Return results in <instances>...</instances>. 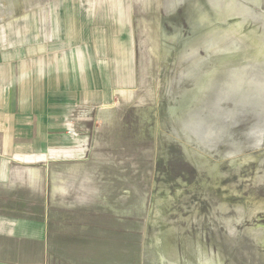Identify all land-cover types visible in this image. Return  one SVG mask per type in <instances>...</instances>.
<instances>
[{
	"label": "rangeland",
	"instance_id": "obj_1",
	"mask_svg": "<svg viewBox=\"0 0 264 264\" xmlns=\"http://www.w3.org/2000/svg\"><path fill=\"white\" fill-rule=\"evenodd\" d=\"M73 83L97 103L59 106ZM44 103L52 137L41 121L18 143L35 149L18 208L46 264H264V177L226 171L172 122L126 5L65 0L0 25V113Z\"/></svg>",
	"mask_w": 264,
	"mask_h": 264
},
{
	"label": "water",
	"instance_id": "obj_2",
	"mask_svg": "<svg viewBox=\"0 0 264 264\" xmlns=\"http://www.w3.org/2000/svg\"><path fill=\"white\" fill-rule=\"evenodd\" d=\"M65 0H0L13 13ZM126 5L172 122L226 171L264 177V0Z\"/></svg>",
	"mask_w": 264,
	"mask_h": 264
},
{
	"label": "crops",
	"instance_id": "obj_3",
	"mask_svg": "<svg viewBox=\"0 0 264 264\" xmlns=\"http://www.w3.org/2000/svg\"><path fill=\"white\" fill-rule=\"evenodd\" d=\"M70 87L76 96L61 100L62 104L60 103L59 106L65 107V110L67 107L97 103V98L82 99L78 95V92L82 91L79 85L73 83V86ZM32 102L34 104V101ZM4 104L9 105L5 102ZM44 106H48V104L43 105L40 110L28 112L26 115H24L25 113L9 112V108H4L0 113V137L6 141L5 145H0V203L2 202L0 205V264H46V259L51 258V256L48 258L45 256V250L51 249V243L45 238V233L43 235L42 228H36L34 212L29 209L20 212L18 208L20 197L25 198L19 193L18 164L20 160L22 162L32 160L29 158V154L33 157L35 153L34 146L26 145L20 149L18 143L20 140L24 142V139H26L24 143H29L28 138H33L36 135L35 130L38 128L36 124L41 121L47 125L44 128L46 131L44 136L52 137V127L49 124L51 117L45 115L47 109ZM38 112L41 114H37ZM63 130L62 125L59 131ZM64 135L66 136L65 133ZM39 152L43 153L45 150L40 149ZM29 181L31 184V180ZM42 221L43 219L38 220L37 223L43 226Z\"/></svg>",
	"mask_w": 264,
	"mask_h": 264
}]
</instances>
